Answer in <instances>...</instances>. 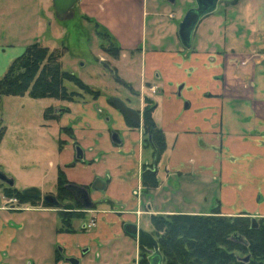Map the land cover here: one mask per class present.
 Returning <instances> with one entry per match:
<instances>
[{
	"label": "crops",
	"instance_id": "crops-1",
	"mask_svg": "<svg viewBox=\"0 0 264 264\" xmlns=\"http://www.w3.org/2000/svg\"><path fill=\"white\" fill-rule=\"evenodd\" d=\"M17 1L31 12L32 19L37 16L35 7L48 11L52 4L51 0ZM108 1L111 3L101 7L103 11L96 7L97 0H80L79 6L84 14L99 19L119 45L120 57L113 62L116 71L131 67L138 71L134 86L119 75L131 91L123 101L142 114L144 98L152 99L155 106L151 115L164 133L166 148L155 165L158 185L141 192L143 165L153 160L151 150L142 145L140 129L127 125L103 94L89 103L63 104L61 109L67 110L55 119L61 145L52 167L60 166L67 179L77 185L101 179L105 188L91 190V199H106L118 208L106 201L95 206L99 213L96 228L85 233L89 235L86 242L93 245L95 239L102 243L130 237L123 225L139 217L141 211L208 215L217 209L222 215L264 217V0H219L198 22L189 48L179 40L181 46L168 49L154 48L157 40L153 36L148 48L144 27L135 34L131 17L118 15L117 5ZM128 1L139 0H124ZM135 2L131 4L134 8ZM144 3L146 6L142 0V15ZM39 25L36 19L33 30ZM27 33L24 28L13 43H5L4 35L0 36V76L27 45L38 41L34 32L31 36ZM144 84L155 86L157 92L147 91ZM64 127L71 133L59 132ZM111 130L117 132L120 143L112 141ZM76 145L82 150L81 159L76 158ZM21 205L23 208L0 216V264L10 256L15 258L12 248L17 246L24 226L17 217L11 219L15 214H8L23 210L55 214V221L46 230L45 247L44 242L32 246L33 256L24 259V264H70L68 257H75L80 264L87 252V245H80L84 233L60 231V217L52 207ZM112 214L122 224L120 231ZM77 222H72V228Z\"/></svg>",
	"mask_w": 264,
	"mask_h": 264
},
{
	"label": "rangeland",
	"instance_id": "rangeland-1",
	"mask_svg": "<svg viewBox=\"0 0 264 264\" xmlns=\"http://www.w3.org/2000/svg\"><path fill=\"white\" fill-rule=\"evenodd\" d=\"M111 1L117 5L118 11L116 13L118 15L131 17V26L135 34L138 33L137 30L140 31V27H144L145 34L143 36L146 37L145 41L148 48L152 46L149 40L153 36L157 40V45L154 48L160 49L181 46L177 36L178 24L186 11L196 6L195 0H145L146 6L144 3L142 7L145 12L142 15V0L128 1L127 3L124 0ZM79 2L80 0L73 8V17L62 20L55 15L52 4L48 11L44 7L41 9L35 7V15L37 16L32 19L31 12L23 10L24 7L19 1L0 0V36L4 35L2 39L5 43H13L14 40L19 39V32H23L24 28L30 36L34 32L36 34L34 38L41 45L59 53L60 56L56 62L62 70L73 72L84 83L98 90L99 95L103 94L107 97L115 95L122 100H126V96H129L126 94L131 93V91L119 79V75L123 74L124 78H128L131 85L134 86L139 73L134 67L126 71L117 72L114 70L112 72L103 65L104 63L100 62L104 61L116 69L113 63L116 58L104 51V46L107 44L102 41L97 30L111 32L99 19L84 14ZM97 2L99 3L96 7L100 11H103L101 7L105 6L106 8L111 3L108 0H97ZM132 2H135V8L131 6ZM122 6L124 7V14L121 13ZM25 17L29 18L26 22L24 21ZM36 19H39L40 25L37 30H33ZM136 20L137 23H135ZM34 38L31 40H34ZM114 41L113 43H116ZM118 57H120V53ZM64 84L69 90L80 91L72 82L64 81ZM146 85L144 84V88L147 91H152V85ZM152 92L156 93L157 88L155 87ZM96 98L85 92H82L81 98L75 97L74 101L56 98L35 99L27 94L22 96L0 95V132H2L0 136V170L13 179L15 189L20 191L27 187H36L42 192H53L55 190L56 165L52 167V164L56 160V149L57 146L61 145V142L58 140L55 119H49L45 116L47 107L61 108L67 102L89 103ZM59 132H61V129ZM4 202V199L0 198V204H4ZM27 203L31 204L30 202ZM37 203L31 205H37ZM94 209L95 207L92 208V211L85 212L86 215L75 218L78 222L75 223L76 227L73 228L72 233H84L80 245H87V252L83 253L82 258H80V264H138L142 256L150 254L147 248H145V252H142L137 242L127 236L116 242L115 240H102V243H99L97 239L94 241L96 244L93 245L86 242V237L88 238L89 235L86 236L85 233L96 228L94 224H96V214L99 213L98 210ZM116 209L118 208L116 207ZM132 213L134 214V212ZM141 213L139 217L136 216L130 219L150 233L154 232L151 216L166 215L162 213L144 214L143 211ZM4 214L6 213L0 212V216ZM13 214H15V218L11 216ZM8 215L12 217V220L16 217L18 222L22 220L24 226L19 231L17 246L12 248V255H16V259L10 256L9 261L5 260L1 264H24V259L33 256L31 247L41 245L47 239L46 230H48L50 223L55 221V214L26 212L23 210ZM87 215L91 219L87 218ZM112 217V220L117 219L115 226L120 231L119 225H122L120 220L114 214H112ZM75 219L71 220V224ZM29 220L31 221L29 222ZM90 221H93V225L88 227L87 224ZM108 221L110 223L111 220ZM79 223L86 226L83 227ZM110 230L112 231V229ZM45 244L46 242L43 243L44 247ZM119 246L122 248L118 251ZM115 248L117 250H114ZM102 250L103 255H100Z\"/></svg>",
	"mask_w": 264,
	"mask_h": 264
},
{
	"label": "trees",
	"instance_id": "trees-1",
	"mask_svg": "<svg viewBox=\"0 0 264 264\" xmlns=\"http://www.w3.org/2000/svg\"><path fill=\"white\" fill-rule=\"evenodd\" d=\"M97 33L107 44L104 46V51L117 58L120 47L111 33L100 29ZM59 56V53L41 45L38 41L30 43L0 76V95L27 94L35 99L56 98L74 101L75 97L81 98L82 92H85L96 98L99 95L98 90L84 83L73 72L60 68L56 62ZM64 81L74 83L80 91L67 89ZM144 102L143 136L146 141L149 136L151 137L152 144L147 142L146 146L151 149L153 159L150 165L144 164L142 168L141 184L146 192L158 185L155 165L166 148V140L164 133L156 126L151 115L155 106L154 102L149 97H145ZM53 109L47 107L45 113L47 118L57 117ZM126 121L129 125H133L129 120ZM61 130L70 131L67 127ZM1 135L2 132H0ZM63 181L64 176L59 173V184L62 185ZM4 195L16 197L20 202L36 203L35 199L14 187H5ZM43 205L48 206L45 203ZM59 212L60 231L72 232L71 218L80 216L69 215L64 211ZM151 222L154 227V232L151 234L158 243L163 264H264V217L252 218L246 213L223 216L219 215L217 209H213L208 215L184 213L152 215ZM233 234L240 236V240L234 238ZM139 247L142 252H145L144 247L140 245ZM138 264H149L148 255L142 256Z\"/></svg>",
	"mask_w": 264,
	"mask_h": 264
},
{
	"label": "water",
	"instance_id": "water-1",
	"mask_svg": "<svg viewBox=\"0 0 264 264\" xmlns=\"http://www.w3.org/2000/svg\"><path fill=\"white\" fill-rule=\"evenodd\" d=\"M78 1L79 0H51L55 15L62 20H67L73 17V8ZM218 1L219 0H195L196 6L186 11L177 28L178 38L183 47L189 48L191 46L193 33L198 22L202 17L211 13L216 8ZM109 100L113 102V104L131 121L136 124H140V114L137 113L133 108L126 105L123 100L119 99L118 97H111ZM115 137L116 133L113 132L111 139L113 142L118 143L119 141H116ZM76 150L80 151L79 148H77ZM0 180L5 182L9 186H12L14 183L13 179L8 177L1 170ZM68 188L71 191L74 200L79 202L83 208L89 209L93 206L94 202L92 201L88 191L84 187L76 184H70L68 185ZM92 188L99 191L103 190L105 188V183L101 179L97 178L95 179V183L94 185H92ZM23 193L30 196H39L38 190L34 187L23 190ZM43 199L45 202H47L48 205L60 206L63 209L72 207V205L69 204H60L53 195H45ZM123 231L126 235L135 239L138 245L149 250V264H163L162 256L158 248V243L150 232L142 229L133 222L124 223ZM233 237L238 240H240L241 238L237 234H233ZM67 261L70 264H78V259H76L75 257H68Z\"/></svg>",
	"mask_w": 264,
	"mask_h": 264
},
{
	"label": "flooded vegetation",
	"instance_id": "flooded-vegetation-1",
	"mask_svg": "<svg viewBox=\"0 0 264 264\" xmlns=\"http://www.w3.org/2000/svg\"><path fill=\"white\" fill-rule=\"evenodd\" d=\"M100 62H102V63H104L103 65L104 66H106V68H108L109 70H111L112 72H114V70L116 71V69L115 68H112L108 63H106V62H104V61H100ZM109 66H108V65ZM92 87V86H91ZM93 88V87H92ZM149 88V87H148ZM94 89V88H93ZM95 90V89H94ZM111 97H117V96H115V95H113V96H110V97H107V101H108V103L110 104V105H112L116 110H118L120 113H121V115L123 116V118H124V120H125V122H126V124L127 125H129L128 123H127V121L126 120H129L133 125H129V126H131L132 128H139L140 129V131H141V134H142V145H143V147H147L146 146V143L147 142H149L150 144H152V142H151V137L149 136L148 137V141H146L145 140V138H144V136H143V128H142V114H140V112H139V110L138 109H134L137 113H139L140 114V124H136V123H134L133 121H131L126 115H124L114 104H113V102H111L109 99L111 98ZM54 110V114H56V116L57 117H59L63 112H64V110L63 109H59V110H57V109H53ZM57 117L55 118V119H57ZM108 119V118H107ZM111 132V136H112V133L113 132H115L116 133V141H119L118 143H120V138H119V136H118V134H117V132L116 131H114V130H111L110 131ZM60 142V141H59ZM77 148H79L80 149V147L78 146V145H76V148H75V155H76V158H78V159H81V157H82V150L80 149V151L78 150H76ZM148 148V147H147ZM150 149V148H149ZM151 150V149H150ZM153 160V159H152ZM69 164H67L66 166H68ZM59 173H62L63 174V176H64V181H63V183H62V185H60L59 184V182H58V175H59ZM56 178H55V192L53 191V192H42V191H40V189H38V188H36V187H34V188H36L37 190H38V192H39V196H30V195H27V194H25L26 196H29V197H31V198H33V199H35L36 200V202H38L37 204H41V205H43L44 203L45 204H47V202H45L44 201V199H43V197L45 196V195H53L54 197H55V199L60 203V204H62V205H64V204H69V205H72V207H70V208H67V209H63L62 207H60V206H52V205H48L49 207H52V208H54L55 210H56V212H57V214L59 215V217H60V212L59 211H64V212H66L67 214H69V215H73V214H77L78 216H84V215H86L85 214V212H87V211H90V209H92V208H94L96 205H98V203L100 202V203H102V202H108L109 203V205L111 206V207H113V208H116V206L112 203V202H110V201H108V200H106V199H100L101 201H98V202H95V201H93L94 203H93V206L91 207V208H89V209H86V208H83L81 205H80V203L79 202H77V201H75L74 200V198H73V195H72V193H71V191L69 190V188H68V185H70V184H75L73 181H70V180H68L67 179V177H66V175H65V173H64V171H63V169L60 167V166H56ZM0 183H1V189H0V198H3L4 199V204H0V212H7V211H10V210H15V209H19L20 208V206H21V204L22 203H24V202H20L16 197H7V196H5L4 195V188L5 187H13V185L12 186H9L8 184H6L5 182H3V181H1L0 180ZM94 183H95V179H94V181L92 182V183H90V184H88V185H79V186H82V187H84L87 191H88V193H89V195H90V191L91 190H96V189H94V188H92V185H94ZM14 184V183H13ZM77 185V184H76ZM27 188H30V187H27ZM27 188H24V189H22V190H20L19 192H21V193H23V190H25V189H27ZM17 190V189H16ZM97 191H99V190H97ZM101 191V190H100ZM141 192H144V189H143V187H142V191ZM24 194V193H23ZM44 206V205H43ZM79 218V217H78ZM253 218V217H252ZM74 219V217H72L71 218V220H73ZM60 223H61V217H60ZM86 225L85 224H83V227H85ZM60 249V248H59ZM59 249H57V250H59ZM58 253V256L59 257H62V254H61V251H57Z\"/></svg>",
	"mask_w": 264,
	"mask_h": 264
},
{
	"label": "built area",
	"instance_id": "built-area-1",
	"mask_svg": "<svg viewBox=\"0 0 264 264\" xmlns=\"http://www.w3.org/2000/svg\"><path fill=\"white\" fill-rule=\"evenodd\" d=\"M151 90L154 91L155 90V86L151 87ZM90 225H93V221H90L89 224H87V226L89 227Z\"/></svg>",
	"mask_w": 264,
	"mask_h": 264
}]
</instances>
